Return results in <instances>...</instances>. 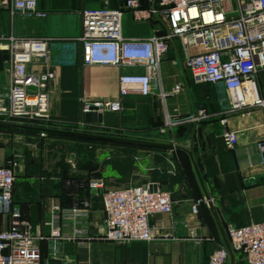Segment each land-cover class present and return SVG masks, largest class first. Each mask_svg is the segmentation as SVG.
<instances>
[{
  "label": "crops",
  "instance_id": "obj_1",
  "mask_svg": "<svg viewBox=\"0 0 264 264\" xmlns=\"http://www.w3.org/2000/svg\"><path fill=\"white\" fill-rule=\"evenodd\" d=\"M36 1L38 9L47 13L43 19L11 16L0 0V36L14 34L21 38H74L80 33L79 12L85 8L102 7L100 0ZM123 1L109 0L111 6L108 7L119 8ZM156 27L158 24L153 22L133 21L127 11L123 14L122 35L125 38L150 37ZM49 45L50 65L33 62L27 70L31 73L54 71L55 76L47 88L49 112L53 120L63 123V126L76 124L82 119L83 102L116 99L117 67L84 64L79 44L53 40ZM182 60L180 44L173 40L159 64V82L152 83L151 94L144 97L127 96L120 112L103 113L102 123L92 127L129 139L165 143L158 139V134L166 118L187 114L188 119L181 122L185 123L184 127L168 128L167 133L180 140L172 144L185 147L189 146L194 133L192 154L217 220L204 199L187 156L179 151L136 148L149 153L144 156L147 159H152L154 151H167L171 153L173 158L170 159L176 163L177 168L181 169V163L185 160L193 173L191 185L186 179L181 183L162 182L153 178L154 170L160 171L158 165L135 158L137 169L131 173L127 186H164L170 189L173 201L170 213L150 217L153 238L140 243L94 238L104 215L102 210L90 208L89 191L81 194L79 169L74 171L66 167L67 172L64 173L62 166L49 168L42 165L31 174L29 168L24 173L21 165L20 171L25 176L21 178L16 192L14 188V205L34 231L49 235L50 227L46 223L53 206L66 209L89 204L87 224L81 227L86 229L90 238L60 241L56 244L42 242L41 264H208L211 252L227 244L226 228L229 225L244 226L264 222V165L259 164V156L254 147L256 142L264 140V108H252L247 116H241L240 112H227L228 99L224 89L213 84L192 82ZM256 80L259 94L264 99V70H259ZM9 81V55L0 49V105L6 104L5 94ZM176 85L180 88L174 93ZM194 112H201L200 117L190 121ZM221 119L226 122L222 124ZM0 122L20 124L1 115ZM186 130L187 137L182 133ZM225 131L236 134V144L230 149L223 143L222 134ZM185 138L187 143L184 142ZM166 161L167 171L172 173L175 168L169 166L170 160ZM193 200H202L195 214L190 208ZM58 224L63 235L72 232L69 221L60 219ZM1 225L0 228L3 227ZM233 259V264H246L241 252L233 251Z\"/></svg>",
  "mask_w": 264,
  "mask_h": 264
},
{
  "label": "built area",
  "instance_id": "obj_2",
  "mask_svg": "<svg viewBox=\"0 0 264 264\" xmlns=\"http://www.w3.org/2000/svg\"><path fill=\"white\" fill-rule=\"evenodd\" d=\"M11 16L21 15L43 19L46 12L38 9L36 0H1ZM129 12L135 22L158 24L154 34L144 39L122 35V17ZM80 33L70 39L21 38L14 34L0 36V49L9 55V85L6 104L0 105V115L20 124L61 126L49 112V83L53 70L31 73L28 65L38 62L50 65L49 44L53 40L79 44L84 64L111 65L119 69L116 99L83 102L82 119L76 122L80 130H94L83 121L86 112L118 113L129 95L148 96L151 85L159 82V64L177 40L182 51V64L195 84H213L224 89L228 99L227 112L247 116L252 108H264L256 76L264 70V0H124L119 8L107 6L85 8L79 12ZM159 33V35L157 34ZM33 87L34 90H30ZM179 86L173 92L179 91ZM164 99V94H160ZM200 113L190 117L196 121ZM220 122L224 124L225 119ZM169 118L165 125L171 126ZM54 128V127H50ZM61 129V128H57ZM165 130L161 129L163 133ZM45 135V134H41ZM226 148L236 144V134H222ZM259 164L264 165V140L254 144ZM21 155H13L6 165H0V264H41V243L89 239L86 229L88 207L61 209L53 206L46 223L48 236L34 231L13 203L14 169ZM134 185L108 189L99 178L88 183L90 196L100 195L103 219L95 239L121 243L148 242L153 238L149 225L154 214L171 212L170 193L155 185ZM202 200H193L195 214ZM69 221L72 232L63 235L59 220ZM6 226V227H5ZM227 245L243 254L246 264H264V222L226 228ZM228 252L221 246L208 257V264H227Z\"/></svg>",
  "mask_w": 264,
  "mask_h": 264
},
{
  "label": "rangeland",
  "instance_id": "obj_3",
  "mask_svg": "<svg viewBox=\"0 0 264 264\" xmlns=\"http://www.w3.org/2000/svg\"><path fill=\"white\" fill-rule=\"evenodd\" d=\"M104 1L105 0H100V3L102 4L101 6H104ZM107 6H111L109 0H107ZM196 105L200 104L197 103ZM204 107L207 108V104H205ZM187 117V114L169 117V122L172 124L171 126H163L165 131L163 133L159 132L158 139H162L165 143L170 144L179 142V138L170 136L167 133L169 131L168 128L172 130L184 127L185 123L181 124V122L187 120ZM177 122L179 123L177 124ZM48 127L69 129L71 131L90 134L122 137L121 135L106 130H80L75 124H68V126H63L62 124L61 126ZM182 133L187 137L188 130H186L185 133ZM185 139L184 142L187 143V139ZM147 154L149 153L146 151L130 146L83 141L71 138H56L48 135L0 129V165H6L13 155L22 156L18 167L14 169L16 177V183L14 186L15 192L20 185L21 178L25 176L22 171H20L21 165L24 167V173L27 171V168H29L28 171L31 172V174L35 173V169L41 168L42 165L49 168L62 166L64 167V173L67 172L65 171L66 167L74 171L79 169L81 194L82 192L85 193L88 191V183L94 178L101 179L104 182L105 187L108 189L121 188L128 185L127 180L130 178L131 173L137 169V159H135L137 157L141 158L139 159L141 162L142 160H148V164L151 162L150 164L153 163V165L159 166L160 171L157 172L154 170L153 172L154 179L169 183L174 181L181 183L186 179L190 185L193 183V173L185 160L182 161L181 169H179L177 168L176 163L170 159L173 158L171 153H168L167 151H154L152 159L145 158L144 156ZM166 160H170L171 164L169 166L175 168L172 173L167 171L168 164ZM160 189L171 193L169 191L170 189L164 186L160 187ZM1 222L2 221L0 220V223Z\"/></svg>",
  "mask_w": 264,
  "mask_h": 264
},
{
  "label": "water",
  "instance_id": "obj_4",
  "mask_svg": "<svg viewBox=\"0 0 264 264\" xmlns=\"http://www.w3.org/2000/svg\"><path fill=\"white\" fill-rule=\"evenodd\" d=\"M30 90H34L33 87H29ZM193 116H196V113H193ZM83 121L87 125L91 126H98L102 123V114L97 112H86L83 114ZM0 128H7V129H15V130H23V131H33L37 132L39 134H53V135H61V136H69V137H77V138H83V139H91V140H105V141H111V142H117V143H124V144H133V145H139V146H145V147H151V148H159V149H165V150H173V151H179L184 153L192 167V170L195 174V177L200 185V188L202 190L204 199L211 209L212 215L215 220H217L216 213L213 209V205L210 199V196L205 188L203 179L201 177V174L199 172V169L197 167V164L195 162L194 156L192 154V144H193V138L194 133L192 134L190 138V143L188 147L177 145V144H170V143H163V142H154V141H144V140H136V139H129L125 137H114V136H106V135H100V134H90V133H83V132H76V131H68V130H61V129H50V128H42V127H35V126H29L24 124H14V123H3L0 122ZM150 191L155 189V185H150ZM90 208L93 210L103 209L102 205V198L100 195H92L90 196ZM227 252H228V264H233V251L228 247V245H225Z\"/></svg>",
  "mask_w": 264,
  "mask_h": 264
},
{
  "label": "trees",
  "instance_id": "obj_5",
  "mask_svg": "<svg viewBox=\"0 0 264 264\" xmlns=\"http://www.w3.org/2000/svg\"><path fill=\"white\" fill-rule=\"evenodd\" d=\"M24 125H29V126H35V127H42L45 128L43 126H37V125H30V124H24ZM50 128V127H47ZM0 129H4V130H9V131H16V132H22V133H32V134H39L37 132H33V131H23V130H15V129H7V128H0ZM50 129H57V128H50ZM61 130H68L71 131L69 129H61ZM50 137H56V138H71V139H77V140H83V141H91V142H104V143H110V144H115V145H124V146H130V147H134V148H147V149H154V150H165V149H159V148H151V147H145V146H139V145H133V144H124V143H117V142H111V141H105V140H91V139H83V138H77V137H69V136H61V135H49ZM181 153V152H180ZM179 153V154H180ZM182 154V153H181ZM183 155V154H182ZM16 180V177H15ZM16 181H14V186H15ZM14 191V190H13ZM13 203H14V192H13Z\"/></svg>",
  "mask_w": 264,
  "mask_h": 264
}]
</instances>
